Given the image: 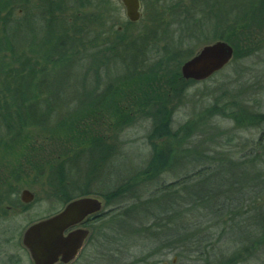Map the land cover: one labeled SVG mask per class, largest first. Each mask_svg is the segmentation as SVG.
Instances as JSON below:
<instances>
[{"label": "rangeland", "instance_id": "rangeland-1", "mask_svg": "<svg viewBox=\"0 0 264 264\" xmlns=\"http://www.w3.org/2000/svg\"><path fill=\"white\" fill-rule=\"evenodd\" d=\"M64 2L68 5L63 9L59 0H0V91H56L52 99L61 96L65 101L61 109L58 107L59 112L41 127L19 133L10 131L14 133L11 137L7 130L0 129V138L3 139L0 143V196L9 197L3 215H0V264H34L22 245L25 230L63 208L62 192L48 184V163H57L71 149L78 152L82 149L83 152L85 144L82 143L85 140L93 142L94 151L87 150L77 161L78 166H72L73 173H81L73 180L78 181L76 185L85 181L88 163L94 169L99 166L97 178H94L95 171L92 169L89 186L91 191L101 192L87 197L104 203L103 197L110 190L102 184L111 176L112 182L118 181L116 184L136 183L133 187L135 194L131 195L140 196L144 203L148 193L156 191L159 186L180 183L187 174L193 176L202 167L217 162L215 166L221 168L219 175L217 167L212 166L213 174L207 181L216 188L210 196L222 194V201L213 202L215 207L211 205L212 211L205 208L207 204L195 205L194 193L190 196L189 192V185L195 183L191 177L186 183V191L180 190V193H173L170 197L169 205L174 203L176 211L175 219H170V228L159 227L158 219L144 217H150L147 209L143 208L146 203H138L137 212V208H131L136 203L134 198L118 202L115 207L121 208L119 214L129 212L123 219L131 222L133 230L124 232L128 225L120 222L124 231L119 234L117 222L111 224L110 218L107 221V243L97 247L89 243L83 255L73 264H135L140 259L144 261L141 264H146L147 260L150 263L159 260L161 264H171L174 256L162 254L163 248L168 247L177 249L180 254L177 255V264H264V239L260 238L259 229L255 231L257 224L247 217L242 221L230 220L229 217H233L232 213L236 211L233 207L220 213L223 202L227 205L231 202L239 206L243 204L244 211H256L257 208L264 211V125L254 122L251 116L241 118L242 110L255 116L264 115V0H163L159 7L165 10L162 16L166 24L163 27L164 36L157 37L155 41V35L150 33L148 45L143 51L147 56L142 57L143 62L138 64L118 58L120 48L105 61L98 62L93 58H72L63 48L74 47L64 45L65 40H71L67 41L70 44L75 42L74 39L80 42L84 37L93 39L97 33L102 36L107 34L109 27L107 29L102 24L104 22L100 23L98 19L103 15L105 19L109 17L108 24H113L114 32H119V27H122L120 34L109 35L112 42L123 35L143 36L152 30V20L145 5L143 19L128 27L120 0ZM79 2L84 3L86 11L72 12L74 7L78 8ZM75 14H79V19ZM238 23L240 26H235ZM237 30H240V36L235 34L233 40L238 45V59L233 58L207 81L186 83L188 81L181 75L184 63L204 47L221 41L219 37L232 35ZM10 34H16V39L10 40ZM107 35L104 38H107L109 46L111 41ZM241 36L247 40H242ZM100 43L103 48L101 38L97 41L98 46ZM155 44L159 50L154 48ZM166 46L167 50L172 46L189 51V55L181 59L174 57L173 60L170 52L163 50ZM88 49L83 47L80 51L89 54ZM10 51L13 53L10 54ZM154 52L159 53L161 58ZM16 54L22 57L19 63L14 58ZM32 63L46 69V79L53 81L50 89L28 85V77L31 78L32 74L27 70ZM10 67L19 73L23 67L27 69L19 75L18 86L11 85L12 79L7 78ZM145 72L146 77H153L154 90L158 91L138 90L145 82V78L139 79L138 74ZM176 72L185 82L176 83L174 90L161 88V77L165 75L163 80L169 81L176 76ZM40 80L41 76L37 77L36 81ZM96 100L100 107L91 115L90 106ZM232 106L235 111L227 110ZM79 109L73 122V112ZM76 120L82 122L71 128ZM163 122L169 124L172 133L192 129L189 135L181 136L182 139L172 146L169 166L150 180L148 164L156 152L166 150L169 140L152 136L153 128ZM77 129L80 138L76 140L74 133ZM103 150L111 151L110 158L104 162L99 155L92 154ZM251 152H254L251 156L253 162L240 166L239 163ZM251 158H246V161ZM229 163L235 164L228 168ZM245 170L260 172L262 180L254 182L251 179L242 194L238 191L228 193L233 184L222 181L229 178L237 181L238 174ZM219 185L225 187L219 190ZM9 187L14 189L7 193ZM203 188L205 193L207 187ZM24 190L34 195V201L27 205L21 201ZM224 191L234 200H223ZM16 198L25 207L18 210L12 207ZM176 204L182 207L177 209ZM171 209L168 210L170 218ZM95 228L94 233H98ZM179 239L181 241H177ZM156 251L159 254L152 256Z\"/></svg>", "mask_w": 264, "mask_h": 264}, {"label": "trees", "instance_id": "trees-1", "mask_svg": "<svg viewBox=\"0 0 264 264\" xmlns=\"http://www.w3.org/2000/svg\"><path fill=\"white\" fill-rule=\"evenodd\" d=\"M65 0H59L60 2V8H65L68 3L64 2ZM163 0H145V7L147 9V13H149L150 18L152 20V30L150 29L148 31L147 28V33H145L143 36H138V37H133L132 35H123L120 38H118V40L114 39L115 41L112 42L111 39V45H107V38L105 39V35L103 34V36L99 33L96 34L95 37H93V39L91 38H83L80 42L79 39H74L75 42L72 41V43H68L71 40H65L64 45L67 44V46H74L73 49H68L63 48V50H65L66 54L69 52L71 54L72 58H76V59H81V58H90V59H94L95 62H98L99 60L105 61V58H108V56H112V54H114L115 50L117 48H120L121 52L118 56V58H123L125 61L130 62V64H138L143 62V60L141 61L142 57H145V53L143 51H145L146 46L148 45L149 42V38H150V33L152 32L155 36L153 37L156 41V38L158 37V39H160L161 37L164 36L163 34V27L166 25L164 22V18L163 16V8L162 6L159 7V3L162 2ZM52 4V3H50ZM79 6L78 8L74 7L73 11L74 13L80 12V9H84L86 11V8H84V3L83 2H79L78 3ZM53 7V6H52ZM160 9V10H159ZM172 9H175V7H173ZM253 11V10H252ZM83 12V11H82ZM76 17L78 18L79 14H75ZM109 18V17H108ZM106 18L103 15L102 17L98 18L99 22L101 23L102 21L105 25V27H109V34L113 36V35H118L120 34L119 32H114L113 30V24L112 26L108 24V22L110 21V19ZM79 19V18H78ZM91 20V19H90ZM89 20V23H93L92 21ZM96 22V21H95ZM76 23V22H75ZM98 23V22H96ZM63 24V23H62ZM64 24H67L66 22H64ZM73 25H75L73 23ZM109 25V26H108ZM128 27L132 26V24H130L129 22L127 23ZM242 25V24H241ZM235 26H240V24L238 23ZM9 28V27H8ZM16 29V28H15ZM51 32V31H50ZM240 30H237V33H232V35H228L226 37H219V40L221 41H226L228 43H230L234 50H235V54H234V58L238 59V45H236L234 43V35L236 34L237 36L239 34ZM12 33V32H11ZM15 33V32H14ZM67 32L65 31V34ZM79 33L81 34V29H79ZM16 35V34H15ZM12 36V34H10L9 39L12 40L13 38L16 39V37ZM107 35V34H106ZM101 36V37H100ZM101 38L102 42H103V48L101 43L97 44V41ZM113 38V37H112ZM152 38V39H153ZM13 39V40H14ZM63 39V38H62ZM151 39V40H152ZM242 40H247L246 38H244L243 36H241ZM218 40V41H219ZM101 42V41H100ZM64 47V46H63ZM85 49V47H89L87 53L89 52V54H82L81 53V48ZM153 47V46H152ZM167 47H164L163 50L165 51V53H169L170 52V57L173 59L174 57L177 58H184V55H189V51H181V49H175V47L172 48V46L170 47V50H167ZM98 48V49H97ZM155 49H158L156 44L154 46ZM107 51V52H105ZM13 52L10 51V54H12ZM68 53V54H69ZM105 53V55H104ZM106 53H108L109 55H106ZM112 53V54H111ZM157 56L160 57L159 53L154 52ZM127 54H130L129 56ZM237 54V55H236ZM14 56V55H13ZM147 56V55H146ZM16 58V63H19L20 61H22V57L17 56V54L15 55ZM139 58V61L137 60ZM167 59H169V57H166ZM163 59V58H162ZM174 60V59H173ZM25 63V62H24ZM23 63L22 66H24L25 64ZM38 65H34L33 63L30 64V66H28V70L25 69V67H23V70H21V72L19 73V71L17 69L12 70V67H10V72L7 73V78L12 79L11 81V85H19L20 81L19 79V75L24 74L25 70L29 71L32 74V77H28V85L31 87H37V88H48L50 89L53 86V81L52 80H47V76L45 75L46 69L43 67H37ZM136 65L135 68L136 69ZM17 70V71H16ZM16 74L15 76L13 73ZM177 73V72H176ZM25 76V75H24ZM41 76V80L40 81H36L37 77ZM22 77V76H21ZM145 78L142 84H141V88L139 87L138 90L139 91H158V90H154L156 89L153 83V77L151 76H147L146 77V72L143 74H138V78L142 80V78ZM165 77V75H163V77H161V88H166L167 89H175L176 83H180V82H185L183 81V79L181 78L180 73H177L176 76L174 78H172L169 81H165L163 80ZM26 78V76H25ZM24 80V78H23ZM9 81V80H8ZM194 83L193 81H188L186 83ZM19 89H17L16 91H0V129L4 128L5 130H7V134L10 135V137L14 134V133H10L11 132H22L25 131L26 129L29 128H38L41 127L43 124H45L48 120L52 119L55 115L56 112L58 111V107L61 109V104L64 103L65 101H63L61 99V96H59L58 99L53 100V94L56 93V91H18ZM44 94H46V97L44 96ZM58 97V96H57ZM99 103L96 100V102L93 103L92 106H90L91 108V115L95 114L98 110H99ZM42 108L44 109V111L42 110ZM217 107H215L214 109H216ZM14 109V111H12ZM235 111V107H229L227 110H233ZM79 110H75V115H74V119L73 122L75 120V116L77 115L76 112H79ZM242 114H241V118L245 119L248 118L249 116H251L254 120V122H258L260 124L264 125V115H257L255 116V114H252L251 112H247L245 110H242ZM90 115V116H91ZM82 121L76 120V123L73 124L71 126V128H73L74 126L80 124ZM3 124V125H2ZM2 125V126H1ZM41 125V126H40ZM4 126V127H3ZM192 129V128H191ZM191 129L189 128V131H178L177 133H172L171 129L169 127V124H159L156 125L153 128V132H152V136L153 138H166L168 141L166 142V150L164 152H156L155 155H153V157L151 158V161L148 164V170H147V175L151 176L152 178H155L156 176H158L161 172L162 169L166 168L167 166H169L170 164V156H171V148L172 146H174L175 142L180 141L182 139L181 136H186V133H188V135L191 132ZM15 133V134H17ZM74 136L77 139H79L80 135L78 134V129L75 130ZM3 142V139L0 138V143ZM84 143H82V145L85 144L84 147V151L82 152V149L78 152L76 149H71L69 152H67L65 155H63L62 159H58L55 160L57 161V163L51 164V162L49 161L48 165V169L46 172L49 171V175L47 176L48 178V184L50 187H52L53 189H55L56 191H61L63 194V199H62V206H66L68 205L70 202H72L73 200H76L78 198H82V197H87L90 195H99L101 192L98 191H91L90 190V182H89V177L92 174L91 171L92 169H94L91 165V163H88L87 167L89 170H87L88 172H86L85 174V181L81 182L79 185H76L75 180H73L74 178H76L78 175H80L81 173L78 172L77 173H73L72 172V166H78V160L82 157L83 153H85L87 150H93L94 151V147H93V142L90 141L88 142L87 140L83 141ZM100 151H98L99 153ZM110 152L108 150H103L102 152H100L99 154H97V152H93L92 154L94 155H99L100 156V160L101 161H106L108 158H110ZM81 154L79 157H77L79 154ZM251 154V155H250ZM254 154V152H251L249 154H247L245 156V158L243 159L244 161H241L239 163L240 166H243L244 164H248L253 162L251 156ZM246 158H251V160L246 161ZM77 159V160H76ZM205 159V157L203 158ZM217 164V162H211L209 164V167H202L201 170H199L196 174H194L193 176H191L190 174H187L186 178H184V180H182V182H175V183H171L168 185H161L157 188L156 191H151L149 194L148 199L144 202L146 203L145 206L143 208L147 209L150 217L148 216H144L146 219H158L159 222V227H163L166 226L168 228H170L171 222H170V215L168 213L169 208L171 207L169 205V201H170V197L172 196L173 193H177L180 190L186 191V187H187V181L191 180V177L193 179H195V183H193V189L192 187L189 185L190 183H188L190 189L189 192H191L190 196H192V194L194 193V204H198L200 206H202V204H207V206L205 207L206 209H209L212 211V203L215 202L218 203L220 202V200L222 201V194H215L216 196H210V193H214V191L216 190L215 187H213V184L210 183L209 181H207L208 179L211 178V175L213 173L212 172V166H215ZM235 164V163H233ZM233 164L229 163L228 168H232ZM237 164V163H236ZM207 166V165H206ZM236 166V165H234ZM217 167V166H215ZM99 166H97L94 169V178L96 176L97 178V173L99 172ZM220 167L216 168V171H218V175L220 172ZM79 170V169H78ZM111 173V172H110ZM45 174V173H44ZM43 175V173H42ZM72 176V177H70ZM209 177V178H208ZM111 176H109L108 180H105L104 183L102 184V187L107 188V190H110L108 192V194H105V196L103 197L104 200L108 203L111 204L112 207H115L116 205H118L117 203H124L125 200L128 199H132L134 198V200L136 201L135 204L132 205V210H136L135 211H139L138 210V203H140L142 201L140 196H132L131 194H135V191H133V187L136 186L137 184L132 182H128L126 183H121V184H116L118 181H116V183L113 181H111ZM238 178L237 181L234 180H230L227 179L225 181L226 184L227 183H232L233 184V188L232 190H227V192H231L234 193L236 191L239 192V194H242L246 188L247 185H249L251 183V179L255 182L256 180H262V176L261 173L256 171V172H248L247 170H245L243 173H239L238 174ZM222 179V178H221ZM225 179V178H224ZM88 180V181H86ZM133 180H137V178H133ZM193 181V180H192ZM80 182V181H79ZM208 183V184H207ZM221 183V182H220ZM225 187V185H223ZM222 185H219V190L223 187ZM203 187H207V189H205V193H204V188ZM262 187H264V183L262 185ZM261 187V188H262ZM114 188V189H113ZM179 189L178 191H176V189ZM213 188V189H212ZM14 188L9 187L8 190L6 191L7 193H9V191L13 190ZM212 189V191L210 190ZM218 190V191H219ZM233 191V192H232ZM216 192V191H215ZM226 191L223 192V200H227V202H229L230 200H234L233 198L229 197V194H227ZM6 193V194H7ZM180 193V192H179ZM5 194V195H6ZM207 194V195H206ZM130 195V196H129ZM235 195V194H232ZM2 196V195H1ZM0 196V215H3L2 211L5 210L4 206L6 205L5 202L8 200L4 198V196H2L1 198ZM198 196V197H197ZM191 198V197H190ZM14 205L12 207L15 206L16 210H18L19 208H23L25 207L18 198H16ZM143 202H141L140 205L144 204ZM138 205V206H137ZM212 205V206H211ZM181 206V205H180ZM179 204H176L177 209L180 208ZM182 207V206H181ZM215 207V206H214ZM236 211H234L232 214H234V216L232 217L231 214H228L230 217L229 219L232 221H242L243 219H245L247 217V219L254 221V223L257 224V227L255 229V231H257L259 229L260 234H262L260 236L261 239H264V211H262V209L257 208L256 211L254 210H243L244 206L243 204H241L239 206V204H235V203H230L229 205H227L226 203L223 202L222 204V210L220 211V213H222L223 211H228L229 208H232ZM11 208V207H10ZM116 209L112 211V215H111V224L117 222L119 227V234L122 233V231H124L121 228L120 222L121 224L127 223L128 228L125 227V231L124 232H131L133 230V225L131 224V222L126 221L125 216H128L127 214H129V212L124 211L123 214H119L121 211V208L115 207ZM153 209V211H152ZM127 210V209H126ZM130 210V209H129ZM4 212V211H3ZM146 212V211H145ZM215 212V211H214ZM165 213V214H164ZM57 214V213H56ZM164 214V215H163ZM216 216L218 215V213H216ZM55 215V214H54ZM140 215V214H139ZM163 217H166L165 219ZM136 232V231H134ZM139 232V231H138ZM172 233V230L170 231ZM125 234V233H124ZM114 237V236H113ZM177 241H181V239L177 240Z\"/></svg>", "mask_w": 264, "mask_h": 264}, {"label": "water", "instance_id": "water-1", "mask_svg": "<svg viewBox=\"0 0 264 264\" xmlns=\"http://www.w3.org/2000/svg\"><path fill=\"white\" fill-rule=\"evenodd\" d=\"M129 22L141 20L140 0H120ZM234 58V49L226 42H216L204 47L181 68L186 81L203 82L222 71ZM21 201L30 204L34 195L28 190L21 194ZM102 209L98 199L82 197L70 202L61 212L29 226L22 238V245L29 252L34 264H67L79 254L88 237L85 230H75L65 236L70 228Z\"/></svg>", "mask_w": 264, "mask_h": 264}, {"label": "flooded vegetation", "instance_id": "flooded-vegetation-1", "mask_svg": "<svg viewBox=\"0 0 264 264\" xmlns=\"http://www.w3.org/2000/svg\"><path fill=\"white\" fill-rule=\"evenodd\" d=\"M144 2H145V0H140L141 14L143 12V6L145 5ZM124 11H125V9H124ZM142 19H143V15L141 17V20ZM127 21H128V19H127ZM129 23L132 24V25L138 24V23H131V22H129ZM121 30H122V27H119L118 31L120 32ZM107 34H109V30H108ZM104 35H106V34H104ZM108 38L110 40L109 36H108ZM101 203H102V209H101V211L99 213L93 214L91 216H88L79 225H77V226H75L73 228H70L69 230L66 231L65 236H67L69 233H71L72 231H75V230H85V231H87L89 233L88 237L86 238V240L83 243V246H82L78 256L73 261H71V262H69L67 264H73L76 261H78V259L83 255L84 251L86 250V246L89 243L92 244L93 246L97 247V246H103V244H105V242L108 240L107 239V235H106V230L108 228V226H107L108 222L107 221L110 219V217L112 215V211L115 210V208H112L111 204H108L105 200H104V203L103 202H101ZM64 208H65V206L59 212H61ZM171 208H172L171 209V220H173V219H175V216H176L174 203L171 206ZM171 224H172V222H171ZM94 227H96L95 229L98 230V233H94V231H93ZM95 234H97V235H95ZM94 250H98V249L95 248ZM162 252H163L162 254H164V255L165 254L173 255L174 258H173V261L171 262V264H177L178 258H179L177 255H180L179 253H177V249H175L173 247H168V248H163ZM156 254H159V251H156L155 253H153L152 256H155ZM147 261H146L147 262L146 264H161L160 263L161 261H159V260H155V262L151 261V263H150L149 260H147ZM141 263H144V261H142L141 259L135 261V264H141ZM57 264H65V263H63L61 260H59V262ZM162 264H168V263H162Z\"/></svg>", "mask_w": 264, "mask_h": 264}]
</instances>
